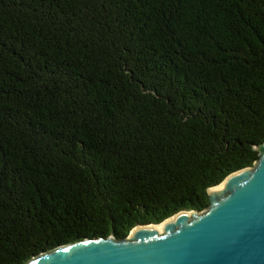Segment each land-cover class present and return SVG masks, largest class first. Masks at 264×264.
Wrapping results in <instances>:
<instances>
[{
  "label": "trees",
  "instance_id": "trees-1",
  "mask_svg": "<svg viewBox=\"0 0 264 264\" xmlns=\"http://www.w3.org/2000/svg\"><path fill=\"white\" fill-rule=\"evenodd\" d=\"M263 142L264 0H0V264L202 211Z\"/></svg>",
  "mask_w": 264,
  "mask_h": 264
},
{
  "label": "water",
  "instance_id": "water-1",
  "mask_svg": "<svg viewBox=\"0 0 264 264\" xmlns=\"http://www.w3.org/2000/svg\"><path fill=\"white\" fill-rule=\"evenodd\" d=\"M257 149L252 166L208 188L202 211H178L160 222L161 230L149 223L122 239L62 244L24 264H264V142Z\"/></svg>",
  "mask_w": 264,
  "mask_h": 264
},
{
  "label": "bare ground",
  "instance_id": "bare-ground-1",
  "mask_svg": "<svg viewBox=\"0 0 264 264\" xmlns=\"http://www.w3.org/2000/svg\"><path fill=\"white\" fill-rule=\"evenodd\" d=\"M217 186L214 189H219L220 187H222V183H220L218 187ZM170 219H172V218H170ZM162 227H163V223H159V224L153 226V228H156L158 230H161Z\"/></svg>",
  "mask_w": 264,
  "mask_h": 264
},
{
  "label": "rangeland",
  "instance_id": "rangeland-1",
  "mask_svg": "<svg viewBox=\"0 0 264 264\" xmlns=\"http://www.w3.org/2000/svg\"><path fill=\"white\" fill-rule=\"evenodd\" d=\"M218 186H219V185H218ZM218 186H217V187H218Z\"/></svg>",
  "mask_w": 264,
  "mask_h": 264
}]
</instances>
